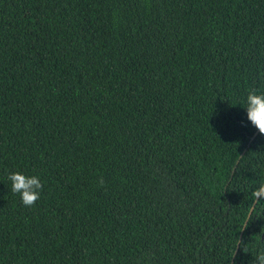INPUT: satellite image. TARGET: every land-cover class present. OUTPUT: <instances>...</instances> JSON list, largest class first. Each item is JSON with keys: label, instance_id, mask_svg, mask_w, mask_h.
Listing matches in <instances>:
<instances>
[{"label": "trees", "instance_id": "16d2710c", "mask_svg": "<svg viewBox=\"0 0 264 264\" xmlns=\"http://www.w3.org/2000/svg\"><path fill=\"white\" fill-rule=\"evenodd\" d=\"M250 90L264 0H0V264H260Z\"/></svg>", "mask_w": 264, "mask_h": 264}, {"label": "clouds", "instance_id": "9594fccd", "mask_svg": "<svg viewBox=\"0 0 264 264\" xmlns=\"http://www.w3.org/2000/svg\"><path fill=\"white\" fill-rule=\"evenodd\" d=\"M242 102L245 105L248 120L259 129L261 134H264V91L250 90L247 96L242 99ZM7 179L11 182V191L20 195L21 202L25 207H32L39 199L40 190L43 187L39 177L35 175L28 176L17 171L10 173ZM98 183L103 186V178H100ZM252 196L254 199L259 197L264 200V182L260 183L259 188L252 193ZM262 236L264 234H258L256 236L257 241L264 242ZM255 260H259L260 264H264V247L258 250Z\"/></svg>", "mask_w": 264, "mask_h": 264}, {"label": "water", "instance_id": "95a60500", "mask_svg": "<svg viewBox=\"0 0 264 264\" xmlns=\"http://www.w3.org/2000/svg\"><path fill=\"white\" fill-rule=\"evenodd\" d=\"M258 199V197L256 198V200ZM256 200H255V202L253 203V206L251 207V210H250V212H249V215L251 214V212H252V210H253V207H254V205H255V203H256ZM245 224H246V222H245ZM245 224H244V226H245ZM241 237H242V232H241V234H240V239H239V242H238V244H237V248H236V250H235V254H236V252H237V250H238V247H239V243H240V240H241ZM234 254V255H235ZM232 264V263H231Z\"/></svg>", "mask_w": 264, "mask_h": 264}]
</instances>
